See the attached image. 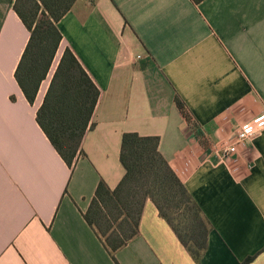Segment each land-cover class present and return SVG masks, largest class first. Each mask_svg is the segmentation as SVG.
I'll return each mask as SVG.
<instances>
[{"label": "crops", "instance_id": "crops-1", "mask_svg": "<svg viewBox=\"0 0 264 264\" xmlns=\"http://www.w3.org/2000/svg\"><path fill=\"white\" fill-rule=\"evenodd\" d=\"M15 2L0 0V264H264V131L218 154L264 115V0H78L33 105L15 77L31 36ZM67 48L100 90L72 168L37 123ZM126 133L160 138L212 225L199 263L151 200L116 261L84 219L100 182L125 175Z\"/></svg>", "mask_w": 264, "mask_h": 264}, {"label": "trees", "instance_id": "trees-1", "mask_svg": "<svg viewBox=\"0 0 264 264\" xmlns=\"http://www.w3.org/2000/svg\"><path fill=\"white\" fill-rule=\"evenodd\" d=\"M77 1L15 2L14 9L31 34L15 77L32 105L63 40L58 24ZM99 97V88L74 52L67 48L37 112V123L70 168L84 155L82 143L95 126L91 121ZM176 104L184 110L179 99ZM159 146V137L124 134L120 161L125 175L115 189L101 181L83 217L116 261L115 254L139 236L145 204L151 200L160 218L199 263L208 249L212 225L161 154ZM253 259H247L244 264Z\"/></svg>", "mask_w": 264, "mask_h": 264}, {"label": "built area", "instance_id": "built-area-1", "mask_svg": "<svg viewBox=\"0 0 264 264\" xmlns=\"http://www.w3.org/2000/svg\"><path fill=\"white\" fill-rule=\"evenodd\" d=\"M263 131L264 115L238 126L232 139L233 143L221 149L218 152L219 157L223 160L229 159L238 152L240 145L245 144L248 141H253L256 137L261 135Z\"/></svg>", "mask_w": 264, "mask_h": 264}, {"label": "rangeland", "instance_id": "rangeland-1", "mask_svg": "<svg viewBox=\"0 0 264 264\" xmlns=\"http://www.w3.org/2000/svg\"><path fill=\"white\" fill-rule=\"evenodd\" d=\"M60 57H61V54H60V52H59V54H58V56H57V58H56V60H55V63H54V66H53V69H52V72H51V74L54 76V74H55V72H56V69H57V67H58V64H59V60H60ZM50 77H52L51 75L49 76V79L46 81V82H48V81H50ZM53 78V77H52ZM45 82V83H46Z\"/></svg>", "mask_w": 264, "mask_h": 264}]
</instances>
